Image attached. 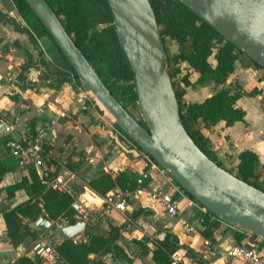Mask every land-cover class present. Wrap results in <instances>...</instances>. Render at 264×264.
<instances>
[{
    "label": "crops",
    "instance_id": "obj_1",
    "mask_svg": "<svg viewBox=\"0 0 264 264\" xmlns=\"http://www.w3.org/2000/svg\"><path fill=\"white\" fill-rule=\"evenodd\" d=\"M21 14L11 0H0V264H16L22 256L38 258L40 255L33 252L35 244H47L46 235L50 234V230L35 232V239L25 235L15 245L7 236L3 217L7 211L27 207L26 213L19 215L24 232H33L28 222L39 216L49 220L44 213L41 197L30 199L25 190V186L33 182H40L47 187L46 182L56 176L66 180L72 175L71 184L76 186L73 187L75 195L82 201L90 198L97 204V200L103 196L93 192L87 182L100 172L108 173L112 178L119 172H125L135 181L142 174H147L144 184L151 190L166 188L169 180L168 175H161L139 155L130 152L133 148L120 140L116 127L107 115L102 113L97 104L88 100L87 90L82 84L73 78L63 80V75L56 73L63 60L55 43L48 33L37 35ZM173 53H176V44ZM208 62L214 67L212 56ZM179 68L177 77L188 74V81L194 84L193 87H184L179 83L185 90V103L201 102L219 88L212 82L196 84L198 74L190 72L186 63H180ZM65 72L62 70V73ZM230 83L237 84L245 93L255 90L250 96L243 95L236 102V106L245 113L243 121L232 126L218 122L209 129H201V134L208 141L207 147L213 157L223 166L232 162L235 169L237 155L245 150L255 153L260 163L264 164V115L260 108V100L264 97V72L237 63L224 86ZM15 123L26 130L41 126L48 128L46 157L41 169L19 168L5 148L6 141L16 138L17 134H8L4 130L7 125ZM82 187L85 191H81ZM130 191L133 194L125 211H106V214L112 212L108 218L110 221L105 220L102 223L103 230L97 233L106 236L108 226L119 228L114 254L107 259L109 264H158L152 258L153 252L157 247L167 245L169 235L175 237L180 246H184L171 254L170 264L172 256L176 257L175 264H245L227 258L224 250L234 244L248 243L250 238L243 232L218 226L216 222L202 216L199 205L193 199L189 200L186 194L177 197L179 213L170 219L142 192L135 189ZM90 208L93 211L97 206ZM139 210L143 211L142 214L133 218L132 214ZM96 213L95 221L89 225L90 233L94 234L93 229L98 222ZM184 223L191 224L195 231L186 232ZM89 228L85 227L86 230ZM206 229L209 237L203 235ZM235 233L242 236L240 240ZM51 238L56 243L60 241L56 237ZM204 239H208L218 251L204 246ZM56 262L57 259L40 264Z\"/></svg>",
    "mask_w": 264,
    "mask_h": 264
},
{
    "label": "trees",
    "instance_id": "obj_2",
    "mask_svg": "<svg viewBox=\"0 0 264 264\" xmlns=\"http://www.w3.org/2000/svg\"><path fill=\"white\" fill-rule=\"evenodd\" d=\"M11 1L16 9L22 12L21 15L26 24L37 35L47 33L24 0ZM44 1L56 14L68 35L111 95L141 126L145 127L142 116L138 119L130 111V107L137 103L133 73L117 41L107 0ZM148 2L154 13L163 46L166 38L173 40L176 44V53L168 54L165 50L164 68L170 78L179 107L181 123L186 133L194 144L218 166L264 192V164L260 163L255 153L249 150L241 151L237 155L238 163L234 171H230L213 157L211 150L207 147L208 141L201 134V129H209L218 122H224L225 126H232L236 122L243 121L245 113L236 106V102L243 95L250 96L255 90L245 93L235 83L233 88L230 85L224 86L228 77L234 73L236 64L241 63L245 66L259 68L263 72L264 69L226 41L178 0H148ZM99 25L101 27L96 28ZM211 56L215 60L214 67L208 62ZM60 57L63 62L56 73L63 75V80L73 78L81 84L61 52ZM183 62L187 64L190 72L198 74L196 84L204 85L212 82L219 88L201 102L185 103L183 100L185 90L179 83L184 87H193L194 84L188 81V74L181 76L174 83V78L180 73L179 64ZM62 70L66 72L62 73ZM66 74L70 76L67 77ZM136 105L138 107V104ZM115 127L123 133L117 126ZM87 186L99 196H105L115 189L133 190L136 187L135 180L125 172L117 173L114 178L108 173L100 172L96 178L87 182ZM179 188L193 199L181 187ZM25 190L30 199L41 197L44 213L54 224H74L78 221L77 214L70 208L72 198L68 194L50 190L40 182L25 186ZM196 203L202 207L198 202ZM26 210L27 207L16 208L3 214L7 236L13 245L25 235L32 239L36 238L35 232H24L22 229L19 215L25 214ZM36 212L40 213L39 210ZM142 212V210L134 212L132 217L137 218ZM89 225L91 224H88L87 228ZM203 235L209 237V231L204 230ZM83 236L87 238L85 243L74 244L70 239H62L55 243L53 246V252L57 257L55 264H109L107 259L114 254V246L119 238V228L108 226L106 236L85 230ZM236 236L238 240L242 237L237 234ZM168 237L167 245L157 247L153 252L152 258L158 264H170L171 254L178 248H184L178 244L175 237L171 235ZM16 264H39V261L37 258L22 256L17 259Z\"/></svg>",
    "mask_w": 264,
    "mask_h": 264
},
{
    "label": "water",
    "instance_id": "obj_3",
    "mask_svg": "<svg viewBox=\"0 0 264 264\" xmlns=\"http://www.w3.org/2000/svg\"><path fill=\"white\" fill-rule=\"evenodd\" d=\"M24 1L115 126L202 207L264 238V192L209 159L181 123L164 68L165 49L148 0H107L117 41L133 73L145 127L111 95L49 5L44 0ZM178 1L264 69V0ZM130 152L139 155L136 150ZM28 227L33 232L50 230L56 238L72 240L83 235L85 222L54 226L39 216L28 222Z\"/></svg>",
    "mask_w": 264,
    "mask_h": 264
},
{
    "label": "built area",
    "instance_id": "obj_4",
    "mask_svg": "<svg viewBox=\"0 0 264 264\" xmlns=\"http://www.w3.org/2000/svg\"><path fill=\"white\" fill-rule=\"evenodd\" d=\"M86 92L88 100H90V102H92L93 104H96L94 98L88 92V90ZM260 108L264 115V97H262L260 100ZM109 120L115 127V124L111 121L110 118ZM4 131L8 134H17L16 138H10L6 141L5 148L7 149L9 154L16 160L19 168L28 169L30 167H33L35 169H41L44 165V160L46 157L45 146L47 144L48 128L46 126H41L34 130H26L22 125L15 123L7 125ZM115 131L120 140L130 148H133V150H136L139 156L147 162L148 166L156 169L163 176L168 175L164 169H162L150 158V156L140 150L130 138L125 136L117 129ZM146 177L147 174H142L139 178L136 179L135 190H139L140 192H142L145 198L154 203L164 216L171 218L176 217L179 213L177 197H184L185 193L174 183L170 176L169 180L167 181L166 188H156L154 190H151L147 185L144 184V180L146 179ZM72 179V175H69V178L66 180L61 176H56L47 181L46 185L50 190L68 194L72 198L70 208L77 214V220L87 221L89 213L85 208L86 204L80 199V197H77L75 195L73 186L71 184ZM132 194L133 193L130 190L115 189L105 196L99 198V200L101 205L104 206L107 210L124 212L127 207L128 201H130L132 198ZM188 199L190 200L191 198ZM199 210L202 216H205L207 219L216 222L218 226L226 227L231 231L243 232L248 236V238H250L248 243L234 244L227 247L224 250V254L227 258L239 260L244 262L245 264H264V238L257 235H251L252 233H250L249 231L244 230L243 228L227 220L226 218L212 214L204 207L199 206ZM183 228L186 230V232L189 233L195 231L194 227L188 223H184ZM49 236L55 237L51 231ZM56 239L61 240L59 238ZM86 241L87 238H85L83 235L72 239V242L74 244L80 242L85 243ZM203 245L206 247H210L214 251H218L217 247L212 245L208 239L203 240ZM33 252L36 255L52 254L54 262L57 259L56 255L53 252V248H51L50 246H46V244L44 243L37 242L33 248ZM175 263L176 257L172 256L171 264Z\"/></svg>",
    "mask_w": 264,
    "mask_h": 264
},
{
    "label": "rangeland",
    "instance_id": "obj_5",
    "mask_svg": "<svg viewBox=\"0 0 264 264\" xmlns=\"http://www.w3.org/2000/svg\"><path fill=\"white\" fill-rule=\"evenodd\" d=\"M100 27L101 26L99 25L96 28H100ZM174 44H175V42L173 40H171L169 38H166L165 39L164 47H165V50L167 51L168 54H172V50H174ZM177 78H179V77L174 78V83L177 82ZM233 85H234V83H230V86H232V88H233ZM136 104L137 103H134L130 107V111L138 119H141L140 111H139V108L137 107ZM224 167L226 169H229L230 171H234V169L232 167V162L225 163V166ZM123 168H126V166L123 165ZM132 175L136 177L135 174H132ZM81 191H85L83 187L81 188ZM87 197H88V195H87ZM97 202H98L97 204L96 203H93V201L90 198L88 200H84V203L86 204V207L85 208L88 210V213H89L88 220L87 221H83V222H85V227L86 228H87L88 224H91V222L95 221V212H97L96 213V215H97L96 217L98 219V222L96 223V225L94 226V229H93V232H95V233L101 232L103 230V224L102 223L105 220L109 222L110 219H108V218H109V216L112 213V212H110L109 214H106V211H110V210H107L104 206H102L101 203H100V200L99 201L97 200ZM91 206L92 207L97 206V208H94L93 211H92V209L90 208ZM100 208L102 210H100ZM167 218L173 219L174 217L173 218L167 217ZM90 229L91 228L87 229V231H89ZM85 230L86 229H84V231ZM46 236H47V238H46V240H47L46 246H50L51 248H53L54 244L56 243V240L52 239L48 234ZM37 260L39 261V264L41 262H43V261L53 262V257H52V254H43V255H40L37 258Z\"/></svg>",
    "mask_w": 264,
    "mask_h": 264
}]
</instances>
